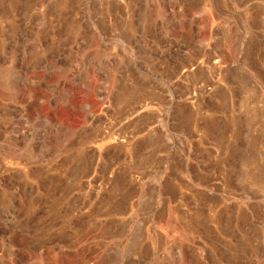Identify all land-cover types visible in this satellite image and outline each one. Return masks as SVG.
I'll return each mask as SVG.
<instances>
[{
    "label": "rangeland",
    "instance_id": "obj_1",
    "mask_svg": "<svg viewBox=\"0 0 264 264\" xmlns=\"http://www.w3.org/2000/svg\"><path fill=\"white\" fill-rule=\"evenodd\" d=\"M0 264H264V0H0Z\"/></svg>",
    "mask_w": 264,
    "mask_h": 264
}]
</instances>
